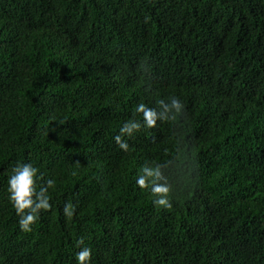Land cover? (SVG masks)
<instances>
[{
	"label": "trees",
	"instance_id": "16d2710c",
	"mask_svg": "<svg viewBox=\"0 0 264 264\" xmlns=\"http://www.w3.org/2000/svg\"><path fill=\"white\" fill-rule=\"evenodd\" d=\"M172 96L182 116L116 147L138 103ZM18 161L55 181L27 233L4 191ZM149 162L171 209L134 184ZM82 246L91 264H264V0H0V264Z\"/></svg>",
	"mask_w": 264,
	"mask_h": 264
},
{
	"label": "clouds",
	"instance_id": "9594fccd",
	"mask_svg": "<svg viewBox=\"0 0 264 264\" xmlns=\"http://www.w3.org/2000/svg\"><path fill=\"white\" fill-rule=\"evenodd\" d=\"M184 111V104L175 96L161 98L155 106L138 103L133 116L122 122L112 140L120 151L128 152L129 139L142 131L155 128L158 122L175 121ZM137 115L139 119L135 118ZM166 168L167 165L161 163H145L139 167L134 177L136 187L150 193L153 208L165 211L173 207ZM42 180L43 173L31 162H15L8 171L4 191L17 217V225L21 232H31L33 225L52 208L49 189L54 187L55 181L49 178L41 183ZM76 208L75 203L66 201L61 211L66 218H73L76 215ZM77 243L82 245L83 241ZM91 257L92 249L87 246L80 247L74 254L76 264H91Z\"/></svg>",
	"mask_w": 264,
	"mask_h": 264
}]
</instances>
